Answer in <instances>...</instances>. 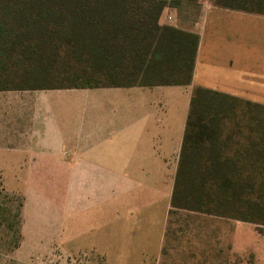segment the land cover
<instances>
[{"label": "crops", "instance_id": "1", "mask_svg": "<svg viewBox=\"0 0 264 264\" xmlns=\"http://www.w3.org/2000/svg\"><path fill=\"white\" fill-rule=\"evenodd\" d=\"M186 5L164 10L159 25L198 37L188 86L0 92L6 177L25 183L35 215L51 209L49 225L67 218L66 243L90 241L121 264L155 263L162 253L192 90L264 97V64L249 48L235 51L226 27L235 16H264L203 3L189 21L179 15Z\"/></svg>", "mask_w": 264, "mask_h": 264}, {"label": "trees", "instance_id": "2", "mask_svg": "<svg viewBox=\"0 0 264 264\" xmlns=\"http://www.w3.org/2000/svg\"><path fill=\"white\" fill-rule=\"evenodd\" d=\"M201 1L0 0V92L188 86L198 37L159 19ZM210 1L264 16V0ZM176 211L264 227L263 105L192 90Z\"/></svg>", "mask_w": 264, "mask_h": 264}, {"label": "rangeland", "instance_id": "3", "mask_svg": "<svg viewBox=\"0 0 264 264\" xmlns=\"http://www.w3.org/2000/svg\"><path fill=\"white\" fill-rule=\"evenodd\" d=\"M203 3L211 1L183 6L180 17L193 21ZM235 17L228 19L226 26L235 51L239 47L249 48L259 65L264 64V19L253 15ZM245 64L255 65L252 58ZM114 91L98 89L91 93ZM260 100L259 104L264 106V97ZM27 191L20 177H6V147L0 144V264H121L114 260L120 255L110 253L109 259L106 253L98 254L90 241L78 246L66 243L67 218L49 225L50 218L43 213L52 215L51 209L43 208V213L35 215V206L25 203ZM55 209L59 215L62 213L60 207ZM47 224L46 231H40ZM121 258L128 260L126 256ZM144 264H264V227L185 211L172 212L159 259Z\"/></svg>", "mask_w": 264, "mask_h": 264}]
</instances>
